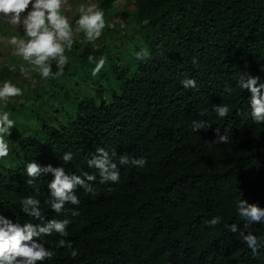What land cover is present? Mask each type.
I'll return each instance as SVG.
<instances>
[{
	"label": "trees",
	"instance_id": "1",
	"mask_svg": "<svg viewBox=\"0 0 264 264\" xmlns=\"http://www.w3.org/2000/svg\"><path fill=\"white\" fill-rule=\"evenodd\" d=\"M91 1L72 0L61 13L78 18L79 5ZM97 1L106 20L101 37L95 44L75 40L68 51L75 63L73 68L68 61L69 69L84 74L89 94L69 96L71 75L63 72L44 79L48 85L42 91L22 90L7 102L16 117L24 110L22 101L30 102L39 127L17 124L6 136L16 145L9 165L6 157L0 159V215L21 226L69 221L67 237L54 232L41 241L34 238L54 252L43 264H264V246L253 253L239 234L264 242V223L246 228L237 209L241 200L264 208V124L253 121L252 93L238 85L244 72L264 83V0H134L133 17L122 10L125 0ZM120 12L141 37L134 53L126 47L134 38L113 20ZM143 49L149 57L137 58ZM90 56L106 61L96 76ZM6 63L12 72L0 71V87L5 81L19 87L27 73L41 77L38 70L22 73L28 66L14 55ZM185 79H195L197 86L185 88ZM221 104L230 109L226 118L214 111ZM41 113L52 114L55 125ZM200 120L211 126L194 132L192 123ZM217 128L227 133L228 143L213 144ZM98 148L117 164L119 182L102 183L99 171L88 166ZM66 152L71 162L61 159ZM121 156L130 163L120 165ZM133 159L146 163L133 165ZM29 162L63 167L85 180V173L95 175V181H86L95 194L78 187L80 204L57 214L46 203L54 175L29 177ZM27 196L41 201L42 218L22 211ZM214 217L221 222L212 226ZM231 224L238 226L237 233L226 227ZM60 239L71 241L78 255L60 247Z\"/></svg>",
	"mask_w": 264,
	"mask_h": 264
},
{
	"label": "clouds",
	"instance_id": "2",
	"mask_svg": "<svg viewBox=\"0 0 264 264\" xmlns=\"http://www.w3.org/2000/svg\"><path fill=\"white\" fill-rule=\"evenodd\" d=\"M70 0H0V20L4 21L12 29L17 30L22 27V36H11L0 43L11 46L15 49V54L22 57L28 66L21 67V72L25 73L28 69L38 70L41 78L55 79L63 74L64 68L69 61L66 52L70 51L75 43V32L83 31L86 40L95 44L102 35L106 27L105 13L96 3L79 5V17L74 18L61 13L62 8L69 6ZM31 5V10L29 6ZM26 13V14H25ZM23 14V15H22ZM70 19L73 23L70 24ZM149 52L143 49L136 53L137 58L145 59L149 57ZM90 62H95V58L90 56ZM193 62L196 60L193 58ZM53 63L58 69L53 72ZM106 61L101 58L95 62L92 75L96 76L104 68ZM259 77H254L247 72L241 73L238 78V85L241 89L249 90L252 95L250 98L251 117L257 124H264V83H259ZM185 88H195V79H185L182 81ZM22 95V89L5 81L0 87V101L7 104L8 100ZM214 111L219 118H226L229 114V107L221 104L214 106ZM201 115H205L201 112ZM15 126V121L10 119L8 112L0 113V159L9 156L10 147L5 137L11 135V130ZM211 125L205 120L193 121L192 130L198 131L206 129ZM217 139L213 144H225L229 142L227 133L220 134V129H216ZM114 155V153H113ZM61 159L71 162L73 156L70 152L64 153ZM127 156H121L120 165L129 164ZM133 165L144 166L143 159H133ZM88 166L99 171L101 182H119L120 174L117 164L113 162L109 153L103 148L97 149V154L88 161ZM27 175L36 178L44 173H52L54 179L48 184L50 189L49 199L46 201L50 208L57 214L65 210L66 205H79L80 199L76 194L78 187H82L86 193L95 194V188L90 181H95V175L85 173L86 180L81 176L66 174L63 167L53 168L51 165L41 167L36 162H29L26 166ZM32 180H29V183ZM88 181V182H86ZM21 208L30 217L40 219L45 214L41 208V201L33 196L23 198ZM239 216L243 219L245 227L254 223H264V208L257 204H249L246 200H241L237 204ZM73 215H78L73 212ZM221 222L220 217H214L209 224L215 226ZM68 220H51L45 226H34L26 223L21 226L0 215V264H43L45 260H50L54 252L45 247L42 242H37L34 238L50 236L54 232L61 237H67ZM232 233L239 231L236 224L226 225ZM243 241L253 253H257L264 242L257 236L244 232L239 233ZM60 247H67L71 250L72 257H76L78 252L72 248V242L65 239L59 240Z\"/></svg>",
	"mask_w": 264,
	"mask_h": 264
},
{
	"label": "rangeland",
	"instance_id": "3",
	"mask_svg": "<svg viewBox=\"0 0 264 264\" xmlns=\"http://www.w3.org/2000/svg\"><path fill=\"white\" fill-rule=\"evenodd\" d=\"M133 2L134 0H125L124 3H123V9L122 10H128L129 14L133 17L134 16V5H133ZM90 3V2H89ZM91 3H96L99 5L98 1L97 0H94V1H91ZM121 10V11H122ZM120 13L117 14V16L113 17V20L114 22H117L116 24H118L120 26V29L122 30V32H125V35H127V38H134V41L131 42V45L128 44V46H126L129 50L130 53H134L135 52V48L133 47L134 44L138 43L140 44V41H141V37L138 36L136 33H135V24H133L132 22H127L126 20H124L122 18V16L120 15ZM73 23V20L70 21V24ZM107 26H110V23H107ZM121 32V31H120ZM74 40H80V41H85L86 40V37H85V34L83 33V31H78V32H75V35H74ZM118 46H120V42L117 43ZM123 48V47H121ZM122 50H125V48H123ZM111 51V54L114 58H117L118 57V53L116 50H114V48H111L110 49ZM66 55L69 57V61L71 62L70 63V67H73L75 66V63H73V55L72 53H68L66 52ZM120 58H118L119 60ZM121 62V60H119ZM9 73L12 72L11 69H7ZM58 69L55 67V64H53V72H56ZM103 70V69H102ZM64 73H66L68 75V73H70V75L72 76H69L67 78L68 80V87L70 88V91H69V96L70 95H73V96H81L83 95L84 93L86 94H89V87H91L90 85H87L86 82H84V79H85V76L84 74H81L80 73V76L78 75H74V70H71L69 69V66L68 64H66L65 68H64ZM61 78V77H60ZM83 79V80H82ZM62 82V80H60ZM78 82V85H75L76 83ZM44 83V84H43ZM19 88H22V90H24L25 92H36L37 90L39 91H42V87H47L48 83L47 81L44 82V79L43 78H37L36 76H34L33 74L31 73H27L25 75H21V78L19 79ZM47 95L48 96H52L51 94V91H47ZM30 95V94H29ZM33 96V95H31ZM69 96H66V99H70ZM107 97V101L110 100V97L109 95L107 94L106 95ZM18 98V97H16ZM65 99V100H66ZM22 101V100H21ZM24 103V110H22V113L21 112H18L16 111V114H17V117L15 115H13V111L11 112L10 110H8L7 108V104H5L4 101H0V108L1 110H7L9 111L8 113L15 119V126L12 128L11 132L14 131L15 127H20L19 125H21L22 127L26 125V123H28V125H34L35 127L34 128H37L39 127V124L37 122L34 121L35 118V114L33 115V113H35V109L31 107V104L30 102H25V100L22 101ZM44 103H46V101H44ZM44 103H39L38 106L40 105H44ZM54 105L58 106L59 109H61V106L62 104L60 105L58 102L55 103ZM45 107L47 105H44ZM55 106V107H56ZM21 108V107H20ZM25 109H27L25 111ZM18 112V113H17ZM0 113H2V111H0ZM40 114V113H38ZM42 116L44 117V119L46 121H48L49 123H51L52 125H55L52 120L50 119V117H52L53 115L52 114H47V113H41ZM29 117V118H32V121H26V116ZM60 119L62 118V116H58ZM35 123V124H34ZM19 124V125H17ZM30 127V126H29ZM5 140L6 142L9 144V147H10V150L11 148L13 147L12 144L16 145V141L14 142L13 140H9L5 137ZM5 164L6 165H9L10 164V160H9V156L5 158Z\"/></svg>",
	"mask_w": 264,
	"mask_h": 264
},
{
	"label": "crops",
	"instance_id": "4",
	"mask_svg": "<svg viewBox=\"0 0 264 264\" xmlns=\"http://www.w3.org/2000/svg\"><path fill=\"white\" fill-rule=\"evenodd\" d=\"M70 0L71 5L73 4ZM31 10V5L29 6V9ZM26 14V13H25ZM23 15V14H22ZM23 35V29L22 27L17 30L12 29L9 25H7L4 21L0 20V41L9 38L11 36H22ZM14 55L16 58L23 60L22 57L15 54V49H13L11 46H6L3 43H0V71L3 69H8L9 65L8 63L4 64L5 62H8L9 56ZM10 69V68H9Z\"/></svg>",
	"mask_w": 264,
	"mask_h": 264
}]
</instances>
